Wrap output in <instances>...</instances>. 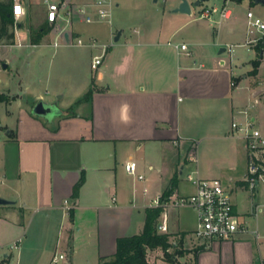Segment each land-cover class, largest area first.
Returning a JSON list of instances; mask_svg holds the SVG:
<instances>
[{
	"label": "crops",
	"instance_id": "1",
	"mask_svg": "<svg viewBox=\"0 0 264 264\" xmlns=\"http://www.w3.org/2000/svg\"><path fill=\"white\" fill-rule=\"evenodd\" d=\"M19 1L25 13L20 26L9 29L13 41L2 48L17 47L26 60L50 48L53 55L54 43L65 48L79 38L85 43L80 47L91 50L79 87L65 92L53 86L51 94H60L64 103H55L48 91L29 94L33 105L40 100L55 104L58 116H33L17 101L7 105L11 114L15 105L20 120L14 128L4 126L8 130L0 135V198L10 202L0 205V264H54L52 259L60 255L55 264H98L99 258L115 253L117 238L141 232L146 209L155 206L173 178L176 186L168 200L192 194L189 174L220 180L246 231L207 244L192 237L197 225L193 209L167 207L157 227L165 224L173 247L187 250L178 261L260 264L264 184L253 191L246 188L248 150L231 124L251 122L264 133V48L258 49L264 34L250 32L246 18L248 11L261 18L264 6L251 0H195L202 2H194L193 9L188 3L190 14H181L172 10L182 0H161L167 6L161 24L157 18L154 24L122 29L72 18L69 6L84 7L92 15L93 0H61L54 22L47 21L46 0ZM114 1L111 8L118 6ZM39 6L45 22L37 29L44 26L48 32L31 44L30 31L36 29L25 26L30 9ZM211 6L228 13L200 18L201 9ZM98 56L101 64L92 69ZM258 57L257 73L251 75V61ZM28 81V86L51 83L48 78ZM90 88V99L82 101ZM18 89L14 94L22 96L26 87ZM128 162L135 163L141 179L126 172ZM239 167L244 171L238 175ZM81 175L83 183L73 197ZM148 261L169 264L160 250L149 252Z\"/></svg>",
	"mask_w": 264,
	"mask_h": 264
},
{
	"label": "built area",
	"instance_id": "2",
	"mask_svg": "<svg viewBox=\"0 0 264 264\" xmlns=\"http://www.w3.org/2000/svg\"><path fill=\"white\" fill-rule=\"evenodd\" d=\"M47 5V21L54 22L57 17L58 4L45 1ZM110 0H94L91 6L94 9L92 15L88 14L84 7L77 8L76 13L83 16L85 23H92L94 21H104L110 24ZM25 11L19 0H13L11 6V14L14 22L17 23L24 15ZM219 13L226 16L228 10L224 7H204L201 9L199 17L208 19L213 14ZM68 14V13H67ZM247 26L250 32L257 31L264 34V21L248 11L246 13ZM62 37L63 34L61 33ZM70 44V43H67ZM72 44V43H71ZM75 45H84L85 43L75 38ZM89 46H94V42L88 43ZM54 46H57L54 43ZM181 50H185V45L180 46ZM228 52H232L231 47H227ZM102 61V56L94 57L91 63V68L96 69ZM234 85V82L231 83ZM232 129L240 133L246 142L248 157H247V173L245 176L246 188L253 191L259 183H264V133L254 128L251 122L244 124L232 123ZM192 161H195L194 156H190ZM127 173L136 175L141 179V175L136 174V165L133 162H128L124 165ZM194 186V192L186 197H179L173 200H168L161 204L163 210L167 207L181 208L189 207L193 209L197 217V225L193 232V236L198 241L210 243L212 240L217 239L221 241H228L238 231H246V228L240 227L237 215L233 210V204L230 195L224 190L220 180L214 179H200L198 176L189 174L186 176ZM155 206H159V198L154 201ZM158 232L164 233L166 231L165 224L157 227ZM258 238L257 234H254ZM12 248H16L13 245ZM63 257L60 255L52 259V263H57ZM4 260L0 256V263ZM260 264H264V258L260 259Z\"/></svg>",
	"mask_w": 264,
	"mask_h": 264
},
{
	"label": "rangeland",
	"instance_id": "3",
	"mask_svg": "<svg viewBox=\"0 0 264 264\" xmlns=\"http://www.w3.org/2000/svg\"><path fill=\"white\" fill-rule=\"evenodd\" d=\"M35 1L42 2V0ZM50 1H54L58 5L61 2V0ZM213 1H215L216 4L221 2V0H212L211 2ZM114 2H117L118 6H114L113 8H111L109 16L110 24L113 27H121L122 29H127L132 25H137L138 23L142 22H152L154 24L155 19L157 20V18H162V12L166 11L167 9V6L164 7V4L161 3V0H159L156 4L153 3L152 0H115ZM194 2L195 0H188V3H191L190 5L192 9ZM244 4H246V1L242 2L243 7L246 6ZM77 8L78 7L74 5L69 6L71 16L76 21L83 19V16L75 13ZM243 11H245V9H243ZM43 16V6L31 8L30 20L25 27L29 28L30 26L33 29H37L39 25L45 22ZM259 16L264 20V15ZM159 20V24H161V22H163L161 20L163 19ZM4 42L5 41L0 42V95H2L5 99L3 102H0V135H2L3 132L7 131L8 128H14L15 123L20 120V113L16 111L15 105H13L12 107V114L10 113L9 107H7V105L12 103L13 101H17L18 106L26 109L27 111H30L33 106V102H30L29 94H32L33 91L38 90L42 91L44 95H46L45 91H48L49 95H51V98L55 103H64L62 102L61 98H58L60 97V94H58L57 96L51 94L53 86L60 85L65 92L79 87L85 73L87 74L85 64L88 59H90L89 52L91 50V47H80L75 45H65V48H62L63 46L58 47V44V46H55L56 49L54 50L55 53L53 55V49L50 48L45 49L43 54L40 55L41 57H37V55L35 54L28 56V59L25 60L24 55L19 54L20 49H18L17 47L2 48L1 46L7 45L8 43ZM60 42L62 41L60 40ZM3 65H6V68H3ZM45 78H48V80L51 81V83H49V86L47 85V87H45L43 84L28 86V79L44 80ZM19 85H22V87H26L25 92L21 93L22 96L14 94L15 92L19 91ZM6 86H9L8 88L14 91L12 93L10 92L12 95L7 93L5 89ZM4 126H8V128L4 130ZM254 128L260 130L257 124H255ZM243 169V167H239L237 169L238 175L240 172L244 171ZM260 189L261 186H259V190ZM241 197H243L242 199H245L243 194H241ZM192 237L194 238V236ZM182 251L184 252L182 254L183 256L187 252V250L182 249ZM169 252H173V250L170 249Z\"/></svg>",
	"mask_w": 264,
	"mask_h": 264
},
{
	"label": "trees",
	"instance_id": "4",
	"mask_svg": "<svg viewBox=\"0 0 264 264\" xmlns=\"http://www.w3.org/2000/svg\"><path fill=\"white\" fill-rule=\"evenodd\" d=\"M11 1L0 2V42L5 41L10 44L13 41V32L9 29H13L17 23L14 22L11 14ZM48 32V29L44 26H40L36 30L30 31L29 40L31 44H38L42 37ZM4 42V43H5ZM264 48V38L258 44V49ZM260 57L251 61L252 70L251 75L257 73V68L260 63ZM93 89L90 88L88 92L82 98V101H88L92 95ZM5 99L0 95V102ZM84 180L83 175L80 176L79 181L73 188V197L77 196L78 190ZM176 186V179L173 178L170 182V188L166 189L159 198V206L147 208L145 211V220L140 233L132 236L120 237L116 240V250L111 257L99 258L98 264H151L148 261V254L154 250H160L162 252V259L169 264H182L178 261V258L184 253L182 249L173 247L170 241L169 235L160 233L157 230L158 218L163 211L162 203L168 201L169 194ZM70 217L72 212L70 211ZM170 249L173 252H169Z\"/></svg>",
	"mask_w": 264,
	"mask_h": 264
},
{
	"label": "water",
	"instance_id": "5",
	"mask_svg": "<svg viewBox=\"0 0 264 264\" xmlns=\"http://www.w3.org/2000/svg\"><path fill=\"white\" fill-rule=\"evenodd\" d=\"M208 1V0H207ZM256 5L264 6V0H251ZM202 1H196L195 6L198 5ZM174 13H181V14H190V6L186 0H182L180 4L172 10ZM19 27L20 24H17ZM120 33L118 32L114 38V41H117L119 38ZM222 51V50H221ZM6 68V65L2 66ZM31 114L33 116L42 117L45 119H50L54 116H58L60 111L57 109L55 104H49L44 101H37L31 109ZM10 202L0 198V205L9 204Z\"/></svg>",
	"mask_w": 264,
	"mask_h": 264
}]
</instances>
